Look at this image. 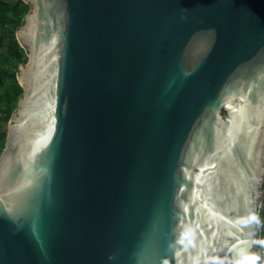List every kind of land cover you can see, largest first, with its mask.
Returning a JSON list of instances; mask_svg holds the SVG:
<instances>
[{"label":"water","instance_id":"1","mask_svg":"<svg viewBox=\"0 0 264 264\" xmlns=\"http://www.w3.org/2000/svg\"><path fill=\"white\" fill-rule=\"evenodd\" d=\"M22 1L0 264H258L264 0Z\"/></svg>","mask_w":264,"mask_h":264},{"label":"trees","instance_id":"2","mask_svg":"<svg viewBox=\"0 0 264 264\" xmlns=\"http://www.w3.org/2000/svg\"><path fill=\"white\" fill-rule=\"evenodd\" d=\"M28 12L29 6L22 0H0V154L7 136L3 127L11 119L22 94L16 76L19 67L27 62V55L18 44L16 33ZM261 205L257 240L261 235L260 226L264 225V200ZM263 247L258 244L256 251Z\"/></svg>","mask_w":264,"mask_h":264},{"label":"built area","instance_id":"3","mask_svg":"<svg viewBox=\"0 0 264 264\" xmlns=\"http://www.w3.org/2000/svg\"><path fill=\"white\" fill-rule=\"evenodd\" d=\"M260 233H261V235H260V238L258 240V244H261L264 246V243H263V241H264V236H263L264 226H262V225L260 226ZM262 250H264V247L257 251V255L259 256L258 264H264V251H262Z\"/></svg>","mask_w":264,"mask_h":264},{"label":"rangeland","instance_id":"4","mask_svg":"<svg viewBox=\"0 0 264 264\" xmlns=\"http://www.w3.org/2000/svg\"><path fill=\"white\" fill-rule=\"evenodd\" d=\"M3 130L7 132V124L4 125ZM262 208H263V207H262V205L260 204V206H259V212L262 210ZM262 226H264V225L262 224ZM263 243H264V241H263ZM262 251H264V250H262Z\"/></svg>","mask_w":264,"mask_h":264},{"label":"clouds","instance_id":"5","mask_svg":"<svg viewBox=\"0 0 264 264\" xmlns=\"http://www.w3.org/2000/svg\"><path fill=\"white\" fill-rule=\"evenodd\" d=\"M252 219H256V217H253ZM258 258V257H257Z\"/></svg>","mask_w":264,"mask_h":264}]
</instances>
